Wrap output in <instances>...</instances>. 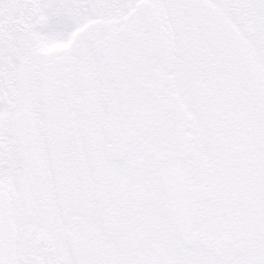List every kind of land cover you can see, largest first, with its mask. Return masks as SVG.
Instances as JSON below:
<instances>
[{"label":"snow or ice","instance_id":"6c2138e0","mask_svg":"<svg viewBox=\"0 0 264 264\" xmlns=\"http://www.w3.org/2000/svg\"><path fill=\"white\" fill-rule=\"evenodd\" d=\"M0 264H264V0H0Z\"/></svg>","mask_w":264,"mask_h":264}]
</instances>
